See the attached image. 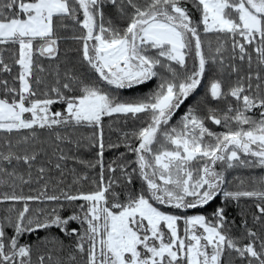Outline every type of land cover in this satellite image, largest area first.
Masks as SVG:
<instances>
[{
	"label": "snow or ice",
	"instance_id": "1",
	"mask_svg": "<svg viewBox=\"0 0 264 264\" xmlns=\"http://www.w3.org/2000/svg\"><path fill=\"white\" fill-rule=\"evenodd\" d=\"M66 21L80 67L48 83L38 61L57 58ZM105 118L131 123L107 166ZM68 160L98 179L72 167L67 182ZM256 168L264 0H0V264H264V175H235ZM221 197L211 220L196 214ZM241 199L261 231L244 219L234 237L226 209Z\"/></svg>",
	"mask_w": 264,
	"mask_h": 264
},
{
	"label": "trees",
	"instance_id": "2",
	"mask_svg": "<svg viewBox=\"0 0 264 264\" xmlns=\"http://www.w3.org/2000/svg\"><path fill=\"white\" fill-rule=\"evenodd\" d=\"M66 23L69 24V28L66 30H61V35H62V39L59 42V53L58 56L55 60H49L46 58H41L38 63L40 65H42L45 69V72L40 73V72H36V75H40L43 76L44 79L48 82V83H52L54 80V76H55V71L57 69V67L60 68L61 72H63L64 70H69V69H74V70H79V48H80V42L77 40L72 39L73 35H78V31L77 32H73L72 30V22L71 21H66ZM209 39L212 40L213 42V46L215 47V37L210 36ZM9 53H5V56H9ZM18 67V66H17ZM16 73V67L13 68V75H15ZM151 87H154V85H152ZM40 90L41 92H43L45 90L44 85L42 84L40 86ZM150 87H146V86H140L139 90H126L125 94L129 95V96H135V95H142L145 92L150 91ZM199 92V96H197V100H200L203 96H204V92L201 91L200 89L197 90ZM190 100L192 99L191 97L189 98ZM193 103H195L196 101H192ZM188 102L186 101V104ZM56 108H58L59 106L56 105L54 106ZM183 110V109H182ZM215 127V126H213ZM131 130V123L129 124H124L122 119H116V118H105V126H104V141H105V154H104V162L105 165L107 166V164L112 161L113 159H115L119 153L123 152L124 149L123 147L118 148V149H110L107 147V145L109 143H117L120 140L121 137V133L124 131H130ZM219 130V129H217ZM91 129H81L79 133H77V135L79 136H88L91 134ZM61 147L65 148V151L67 152V149L69 147L72 146H65V145H61ZM97 149L96 148H86V147H82L78 152L75 150V148H72L71 152H68V155L70 156H79L84 160H94L95 159V154H96ZM48 156L47 157H42V162L45 164L46 167H51L50 165L47 164V160L51 159L53 161V164L56 162V157L52 155V150L49 149L48 150ZM63 166H65V179L67 182H71L72 176L70 173V169L72 167H76L77 172L78 173H86L89 176L90 181L95 178L98 179V173H99V168H84L83 166L74 163L73 160H68L66 162H63ZM20 171L25 173L26 175V168H24L23 166L20 168ZM33 174L35 175V169H33ZM57 173L55 171V169L53 168L52 171V175L55 176ZM236 176L241 177L242 179H247L249 177V175H253V176H260V175H264V171H262L259 168L256 169H240L237 170L235 172ZM108 178V173L107 171H105V179L107 180ZM239 185V181H234L231 185V187L235 190V188ZM137 186H138V182H137ZM36 185H24V191L27 193L29 192L30 188H35ZM78 186H74V190L75 188ZM95 186L91 183L88 182L85 184V187L83 190L88 191V190H92ZM3 188H0V191H3ZM223 205V199L218 198L216 201L211 202L210 205L205 206V208L196 214H203L206 217H208L210 220L212 219V214L214 212V210L217 207H220ZM4 205H0V216H3L4 212ZM256 211L254 204L252 203V201L247 200V199H241V201L239 202V205H237L236 202H232L228 205L227 209H226V213H227V217L229 222L231 221H235L234 225L230 224L231 227V234L235 237V236H239L242 234L243 232V228H242V224L241 221L246 219L248 222V226L250 228H253V230L256 231H261L260 226L254 225L253 224V220H252V213H254ZM55 231V230H54ZM56 234L59 235V233L57 232ZM44 233H41V238H43ZM25 240L35 243L36 241V237L35 235L30 236V237H25ZM67 242V241H66Z\"/></svg>",
	"mask_w": 264,
	"mask_h": 264
}]
</instances>
